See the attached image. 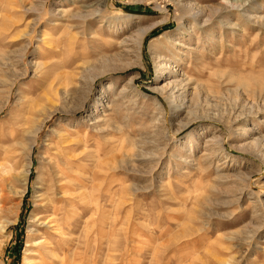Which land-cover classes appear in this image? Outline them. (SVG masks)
<instances>
[{"label":"rangeland","instance_id":"obj_1","mask_svg":"<svg viewBox=\"0 0 264 264\" xmlns=\"http://www.w3.org/2000/svg\"><path fill=\"white\" fill-rule=\"evenodd\" d=\"M0 132V264H264V0H0Z\"/></svg>","mask_w":264,"mask_h":264},{"label":"bare ground","instance_id":"obj_2","mask_svg":"<svg viewBox=\"0 0 264 264\" xmlns=\"http://www.w3.org/2000/svg\"><path fill=\"white\" fill-rule=\"evenodd\" d=\"M96 13L97 11H93V9L92 10L83 9L82 11L79 12H75L73 10H62L59 13V16H61V18H63L66 21H72V23L74 20H76V18H79L84 23L86 22V20L94 18ZM192 15L194 20L198 21V19L204 15L203 8H197L195 12L192 13ZM72 23L68 22L66 26L71 28L73 27ZM102 62L105 61L103 60ZM53 65L57 66L58 64L53 63ZM91 69H92L91 67L84 68L83 72H89L91 71ZM53 82L54 80H52L47 85V87H45L41 91L42 96L49 95L47 90L52 91ZM29 94L32 95L34 93L30 92ZM38 97H40V94ZM4 136L5 135H3L0 132V144L5 141ZM73 142L74 140H68L64 136H59L58 140L55 143L54 150L49 154L50 156L48 158V176H47L49 185L47 191L45 189V192L42 194V196H44V200L41 202L39 206L45 213L47 212L48 214V212H50V215H47L46 218L43 216L42 218L38 219V221L41 219L40 223L45 226L44 227L45 229L48 227L49 229H55V230L59 229V219L57 218V215H59L62 212V207L56 206L57 200H61L62 202H66L67 204L76 202L77 200V196L73 192L81 185V182L79 181L76 174L72 170H70L71 166H75L76 163L75 157L77 156V154L73 152L76 149L75 145L78 142L76 141L75 143ZM68 166H70V168H68ZM26 172H28V170H26ZM22 173H23L22 175L25 176L24 172ZM48 194L51 196H49ZM39 256L43 259L42 253H40V251H39Z\"/></svg>","mask_w":264,"mask_h":264}]
</instances>
